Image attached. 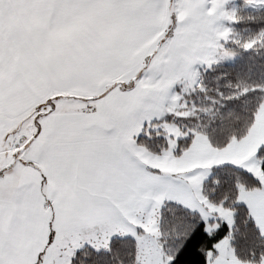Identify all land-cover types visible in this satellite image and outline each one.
<instances>
[{
    "label": "snow or ice",
    "instance_id": "obj_1",
    "mask_svg": "<svg viewBox=\"0 0 264 264\" xmlns=\"http://www.w3.org/2000/svg\"><path fill=\"white\" fill-rule=\"evenodd\" d=\"M262 51L264 0H0V264H264Z\"/></svg>",
    "mask_w": 264,
    "mask_h": 264
},
{
    "label": "crops",
    "instance_id": "obj_2",
    "mask_svg": "<svg viewBox=\"0 0 264 264\" xmlns=\"http://www.w3.org/2000/svg\"><path fill=\"white\" fill-rule=\"evenodd\" d=\"M89 25L95 26L96 21L91 18H81L67 25L61 22L46 37H42L41 33L45 25L39 13H13L10 35L14 43L11 47L7 48L4 55L5 57L11 56L14 62L19 61L23 56V45L28 43L32 38H44L48 44L52 45L62 44L66 42L65 38L71 41ZM16 39H19L21 43H15Z\"/></svg>",
    "mask_w": 264,
    "mask_h": 264
},
{
    "label": "trees",
    "instance_id": "obj_3",
    "mask_svg": "<svg viewBox=\"0 0 264 264\" xmlns=\"http://www.w3.org/2000/svg\"><path fill=\"white\" fill-rule=\"evenodd\" d=\"M243 28H244V25H239V26H237V30L240 31L241 34H245V33L243 32ZM260 55H261V56H264V51H262V52L260 53ZM238 62H239V63L247 62V56H245V57L243 58V60H240V61H238Z\"/></svg>",
    "mask_w": 264,
    "mask_h": 264
},
{
    "label": "rangeland",
    "instance_id": "obj_4",
    "mask_svg": "<svg viewBox=\"0 0 264 264\" xmlns=\"http://www.w3.org/2000/svg\"><path fill=\"white\" fill-rule=\"evenodd\" d=\"M240 3H242V0H236V4L237 5H239ZM41 36V35H40ZM32 38V37H31ZM72 38V37H71ZM70 38V39H71ZM42 39H44V38H42ZM41 38H32L30 41L32 42V43H34V44H38L39 43V41L41 42V40H42ZM45 40V39H44ZM65 40H66V42L67 41H69V39L68 38H65Z\"/></svg>",
    "mask_w": 264,
    "mask_h": 264
}]
</instances>
